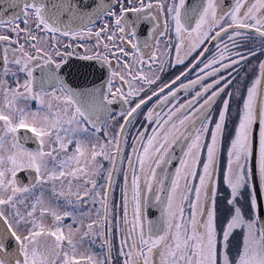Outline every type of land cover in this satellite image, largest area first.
<instances>
[{"label": "snow or ice", "instance_id": "1", "mask_svg": "<svg viewBox=\"0 0 264 264\" xmlns=\"http://www.w3.org/2000/svg\"><path fill=\"white\" fill-rule=\"evenodd\" d=\"M262 57L264 0H0V264H264Z\"/></svg>", "mask_w": 264, "mask_h": 264}, {"label": "flooded vegetation", "instance_id": "2", "mask_svg": "<svg viewBox=\"0 0 264 264\" xmlns=\"http://www.w3.org/2000/svg\"><path fill=\"white\" fill-rule=\"evenodd\" d=\"M190 2H194V0H190ZM225 2V5L227 6V3L229 2V0H224ZM21 27H23V24H21ZM146 29H147V25L143 26L140 31H141V38H143L144 36H146ZM89 44L91 43H94V41H88ZM257 43H259L257 41ZM79 51H83V49H78ZM262 59H264V57H262ZM83 63H87V62H80V61H77L75 57H73V61H72V75H70L68 78L73 81V83H75L74 81H78L77 83H80V84H83L85 83V81L80 78L79 76L76 75V69L77 68H80L81 65ZM253 65L257 64V61H252ZM77 64V65H76ZM174 73H168L167 75H165V79H168L170 76H172ZM95 78V75H89L88 79L89 80H92ZM181 95H183V93H181ZM34 147V146H33ZM176 154L177 155H180V148L179 146L176 147ZM176 162L174 161V164ZM172 167V166H170ZM20 177L21 179H26V173H20ZM117 196H119V190L117 189V193H116ZM159 216H160V212H159V209H150L149 210V219H153V220H156V219H159ZM95 250L99 253L101 250L96 247Z\"/></svg>", "mask_w": 264, "mask_h": 264}, {"label": "water", "instance_id": "3", "mask_svg": "<svg viewBox=\"0 0 264 264\" xmlns=\"http://www.w3.org/2000/svg\"><path fill=\"white\" fill-rule=\"evenodd\" d=\"M11 13H9V15H10ZM88 63V62H87ZM77 65V64H76ZM73 82V81H72ZM75 83H77L78 81H74Z\"/></svg>", "mask_w": 264, "mask_h": 264}]
</instances>
